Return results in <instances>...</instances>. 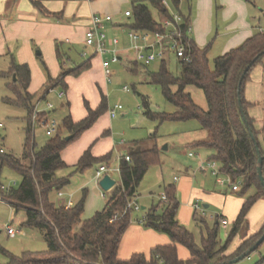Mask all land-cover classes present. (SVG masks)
Instances as JSON below:
<instances>
[{
	"label": "trees",
	"instance_id": "trees-1",
	"mask_svg": "<svg viewBox=\"0 0 264 264\" xmlns=\"http://www.w3.org/2000/svg\"><path fill=\"white\" fill-rule=\"evenodd\" d=\"M163 1L148 0L135 3L131 10L132 22L127 26L135 30H160V22L154 19L152 10L169 17ZM172 1L178 4V0ZM190 53L192 63H180L179 76L170 72L166 62L162 63L159 72L149 74L151 84L161 88L163 96L175 106L176 111L153 112L149 102L144 100V115L160 124L199 122L208 132L209 138L198 141L193 146L210 150L213 153L212 160L220 165L222 174L229 176L233 181L239 179L243 181L244 187L239 193L244 194L251 188L257 190L245 201L225 243H221L218 237L219 224L210 228L204 220L202 226L206 235L202 236L200 243L196 241L194 235L178 219L180 202L177 189L174 185H169L164 188L167 201L160 200L157 205L149 209L143 224L147 228L167 235L172 243L157 246L148 254L139 253L127 260L119 259L118 253L123 237L132 225L134 210L128 208V205L138 197L141 183L149 169L160 163V149L157 145L145 149L140 141L133 142L128 149L126 156L130 157V161H127L125 156L121 158L120 184L108 197L105 207L91 219L83 220L86 190L82 199L70 209L56 206L51 201L52 194L60 192L71 183L69 178L57 175L58 171L69 168L62 158L63 151L92 128L107 110V105L103 99L98 109L89 108V115L79 122H75L71 115L67 116L60 124L57 133L38 149L32 116L39 98L37 94L29 92L32 80L29 66L18 64L13 60L7 73L0 72V77H16L17 85L13 87L15 97L6 98L5 102L25 107L29 113V124L26 128L21 158L0 152L1 166L8 165L22 176L17 188H5L0 184V198L10 204L16 212L24 211L26 218L22 226L41 231L48 248L43 253L28 252L20 257L6 252L9 256L8 264H218L242 255L261 238L264 234V226L259 233L252 236H249L247 229L250 211L259 199L264 198V189L257 174L258 153L249 129L255 135L261 154L264 156V128L257 131L255 121L248 113L252 104L246 101L245 87L251 79L252 71L257 66L264 65V32H257L239 47L218 57L215 60L214 70L209 67L208 47L200 49L191 40ZM57 54L59 60H62L60 50ZM132 64L133 74L144 68L135 61ZM90 68L89 60L76 70L60 76L53 82L52 87L62 85L67 88L65 78L68 75L80 76ZM188 87H196L204 92L208 105L206 110L195 103L191 93L187 92ZM48 89L49 87L45 89V93ZM41 98L46 100L43 94ZM240 98L248 125L240 110ZM260 135H263V143L259 139ZM69 136L71 139L67 140ZM151 139L155 141L156 136ZM111 158V153L103 157H95L89 149L74 166V170L84 172L94 164H108ZM240 234L243 242L235 253L228 254L230 246ZM178 246L188 250L187 260L181 259ZM259 264H264V260Z\"/></svg>",
	"mask_w": 264,
	"mask_h": 264
},
{
	"label": "rangeland",
	"instance_id": "rangeland-1",
	"mask_svg": "<svg viewBox=\"0 0 264 264\" xmlns=\"http://www.w3.org/2000/svg\"><path fill=\"white\" fill-rule=\"evenodd\" d=\"M152 13L154 19L160 22L161 15L158 11L152 10ZM255 22L256 25L264 28V16L255 20ZM119 39L121 41L120 49L130 47L128 36ZM24 40L18 39L16 42L8 43L10 54H6V56L0 54V72L7 73L13 60L18 64H23L21 61L29 62L25 63L29 66L32 73L29 92L37 94L39 99L45 93L47 87L50 89L53 86V82L56 81L55 78H59L63 67L70 72L89 61V58L82 56L83 50L80 45H68L62 40L45 41L43 43L25 42ZM58 50L63 53L62 61L58 58ZM218 57L220 55L216 50H210L208 58L211 70H214L215 60ZM101 59L100 56L93 57L90 60L92 63L91 68L80 76L68 75L65 78L67 88L62 85L54 87L53 92L48 94L46 100L42 101L39 106L41 111H50L48 114L50 120H55L62 124L63 120L69 115L76 121L84 120L89 115V108L92 110L98 109L103 99H105L107 105V110L98 118L92 128L69 144L62 153L63 160L69 168L58 171L57 175L58 177L69 178L71 181L67 191H65L68 195L67 199L72 197L74 202L78 203L83 197L84 190L87 191L83 220L91 219L105 207L108 200V196L103 198L102 195L105 191L98 187V180L95 177L96 171L101 164H94L84 172H76L74 170V166L78 164L80 159L78 156L82 152L84 154V152L91 149L94 156L111 153V160L108 164L103 165H106L108 173L117 182H120V174L118 172L120 158L127 155L131 144L135 141H140L145 149L157 145L160 149V163L149 169L141 183V195L137 201L140 210L133 211L132 224L144 226L141 222L145 218L147 211L160 202L165 186L174 185L178 190V200L180 202L178 216L180 223L194 235L198 243L201 242L204 232L202 220L210 228H214L218 223L219 240L221 243H225L237 219V217L234 218L231 215L235 206L224 207V203L221 200L218 205L212 204L209 208H205L202 201L201 207L203 211L195 212L194 208L188 203V198L194 188L219 194L222 190L210 170L204 172L200 169L201 162L213 161V153L210 155L201 153L199 155L188 146L189 138L196 134L186 129L195 124L201 127L200 124L196 121L160 124L158 121L150 120L144 115V100L149 102L150 109L153 112L173 113L176 111L175 106L163 96L161 88L150 82L149 74L159 72L162 62L157 61L143 65L144 68L140 67L138 74H133L130 72V66L134 67L132 64L134 53L129 51L123 54L122 61L111 65V70L116 74L113 76L112 82L108 83L106 77L104 78L105 74L100 72ZM106 59L111 60V57L107 56ZM166 64L171 73L175 76L180 75L181 66L178 59L170 58ZM262 68L264 69L263 66H257L252 71L251 80L245 87V95L247 98L249 97L252 104L248 113L257 121L258 128L255 127L257 131H261L264 128V106L260 105L264 101V97L260 95L257 90L259 87L256 86L257 84L260 87L264 85V70ZM65 73H62V75ZM16 85L14 77H0V152L3 150L6 155L21 158L24 151L26 128L29 124V113L23 106L5 102L6 98L15 97L13 87ZM124 87H128L130 92H125L123 90ZM61 91L66 93L63 99L58 98V94ZM187 92L191 93L197 105L205 110L208 108L205 94L201 89L188 87ZM49 103L53 105L52 110H48ZM116 105L123 106L124 116L120 115L112 119L109 111ZM107 131H110L109 135L106 134ZM187 132L191 134L188 135L189 133ZM154 136H156L155 141L151 139ZM34 137L38 149L42 148L50 140V137L46 135V127L39 124L34 125ZM189 153H194L195 158H190ZM176 176L180 178L177 182L174 180ZM21 181L22 176L18 171L8 165L1 166L0 164V184L2 186L5 188H17ZM183 182L185 184L188 183L185 189L188 188L189 193L186 190H182L180 193ZM236 184L239 185L240 191H242L244 187L243 181L239 179ZM224 189H228V195L244 198H248L254 190L251 188L244 194H233L229 188ZM56 194H52L51 201L56 206H60ZM142 207H146V209L143 210ZM218 217L224 219L226 217L229 225L223 227L219 223ZM25 218L24 211L16 212L10 204L0 200V264H8L9 256L6 252L19 257L28 252H46L48 245L42 232L24 228L22 224ZM259 221V213L253 215V217H248L247 229L249 234L254 235L260 232L262 225L258 227ZM9 225L19 231L15 237L8 235L7 227ZM241 237V234L237 236L230 246L228 254H233L237 251ZM182 249L188 255V250L184 247ZM262 260H264V243L249 257L236 264H259Z\"/></svg>",
	"mask_w": 264,
	"mask_h": 264
},
{
	"label": "crops",
	"instance_id": "crops-1",
	"mask_svg": "<svg viewBox=\"0 0 264 264\" xmlns=\"http://www.w3.org/2000/svg\"><path fill=\"white\" fill-rule=\"evenodd\" d=\"M147 1L148 0H93L92 2H75L73 0H0V54L4 56H6V54H10L8 43L16 42L18 39H25V42L34 41V43L62 40L68 45H80L84 51L85 33L90 25L93 15L112 16L113 24L108 26L109 36L125 38L127 35L125 33L124 26L130 25L132 22L130 18L125 16V13L132 10L135 3ZM166 1L168 3L166 8L168 9L169 15L171 13H179L191 24V40L200 49L208 47L209 52L210 50L214 49L217 53H219L220 56H223L232 49L239 47L257 32H264V28L260 25H256L255 22V20L260 19L261 16H264V0H178V4H174L172 0ZM165 18L166 17L161 15V21ZM7 50L8 52H6ZM89 52L92 54L91 49ZM127 52H129V50H123L121 57L123 58V54ZM101 60L100 72L104 74V69L102 66L103 59ZM21 62H23V64L29 63L25 61ZM132 62H134V60ZM260 66L264 67V65ZM132 68L133 67L130 66V72ZM262 70L264 69L262 68ZM64 72L68 73V71H66L63 67L62 73ZM55 80L57 79L55 78ZM256 86L259 87L257 90L260 95H263L264 97V85L260 87V85L257 84ZM245 98L246 101L251 104L249 97L247 98L245 95ZM261 104L264 106V101H262L260 105ZM122 115L124 116V113ZM251 118L254 119V117ZM74 121L79 122L76 120ZM254 121L255 127L258 128L257 121L255 119ZM186 130L196 134L189 138L188 141V146L194 150L195 153L199 155L201 153L206 155H210L212 153L210 150L204 148H195L193 146L194 143L198 141H205L209 138L208 132L202 128V126L199 127V125L195 124L191 125L190 128ZM107 133L109 135L110 131H107ZM190 134L191 133L188 135ZM260 141L263 143V135H260ZM82 156L83 152L78 157L81 158ZM97 156L99 158L105 155H96L95 157ZM190 158H195V154L192 157L190 156ZM97 171L95 175L96 178ZM175 178H177V180H175ZM175 178V182L180 180V178L177 176ZM119 184L120 182L116 181V186L111 191L107 192L108 197ZM185 186H188V183L185 184L183 182L180 193L182 190H186L187 193H189L187 190L188 188L185 189ZM67 187L60 191L64 194L63 197H59V192H55L57 193L56 196L59 199L60 205L61 203H65L68 200H72L74 202L72 197L67 199L68 195L65 192L68 189ZM98 187L101 188L99 183ZM253 189L254 190L249 197L253 196L257 192L255 188ZM227 192L228 189L225 190L224 188H222L220 194L215 192L209 193L202 189L194 188L192 194H190V197L188 198V203L193 208L195 204H201L203 201L204 207L209 208L212 204L218 205L222 200L224 207L230 205L235 206L233 214L231 215H233L234 218H238L245 201L249 197H236L228 195ZM239 192L232 193L238 194ZM140 193L141 191L139 190V195L135 199L136 203L139 200L141 195ZM0 200L2 199L0 198ZM75 204L77 203L74 202V205ZM142 208L143 210L146 209V207ZM256 213H259L260 219L258 227L262 225L263 228L264 198H261L256 202L248 217H253V215ZM225 219L227 218L225 217ZM204 234L206 235L205 228L202 236ZM250 235L252 236L253 234H249V236ZM242 242L243 239H240L239 246ZM171 243L172 242L170 238L165 234L159 233L140 224H132L123 237L118 257L121 260H127L134 254H148L157 246L169 245ZM182 247L183 246H178L179 255L181 259L187 260L189 258V252L188 255L185 254Z\"/></svg>",
	"mask_w": 264,
	"mask_h": 264
},
{
	"label": "built area",
	"instance_id": "built-area-1",
	"mask_svg": "<svg viewBox=\"0 0 264 264\" xmlns=\"http://www.w3.org/2000/svg\"><path fill=\"white\" fill-rule=\"evenodd\" d=\"M75 2L86 1L92 2L93 0H73ZM163 4L167 7L168 3L166 0ZM125 16L130 18L132 16V11H127ZM113 24V17L110 15H93L90 21V25L85 33L84 46L85 49L82 53L84 58H89L91 60L94 56H100L103 59V69L106 80L108 83L112 82L113 76L116 74L111 70L112 64H117L122 61L121 53L123 50H129L134 53V61L141 64L147 65L152 62H167L170 58H176L180 63L190 64L192 63V56L190 53V34L192 32V26L187 20L179 13H171L169 17H166L160 21V30L149 31V30H135L124 26L126 35L130 41V47L127 49H120V39L118 37H110L108 34V26ZM92 50V54L89 50ZM107 56L111 57V60L106 59ZM53 87L48 89V92L43 94L47 98L48 94L52 93ZM125 92H130L128 87H124ZM66 96L64 91L59 92L58 98L63 99ZM44 101L42 98L36 103L32 120L33 124H39L46 127V135L48 137L54 136L60 124L55 120H50L47 111H41L39 106L40 103ZM53 105L48 104V110H52ZM47 113L45 116H41ZM124 113L122 105H116L113 109L109 111L112 118H116ZM1 153H4L1 150ZM190 156H194L190 153ZM124 157V156H122ZM121 157V158H122ZM120 158V160H121ZM127 161H130L129 156H125ZM200 169L204 172L211 171V174L216 177L217 184L222 188H229L232 192H239L241 189L236 181H233L229 176L222 174L220 170V165L216 161L201 162ZM119 172V168H118ZM110 175L108 173V167L106 165H101L97 171V180L99 181L105 176ZM111 176V175H110ZM112 177V176H111ZM113 178V177H112ZM177 180V178H175ZM59 197H63L62 192L58 193ZM103 198L107 197V192L103 195ZM162 201H167V196L162 195ZM61 207L70 209L74 206L72 200H68L65 203H61ZM128 208L135 211H139L140 207L135 201L129 203ZM195 212L203 211L201 204L197 203L193 206ZM219 223L223 227L229 225L228 221L222 217H218ZM143 223V221L141 222ZM7 233L10 237H15L19 231L12 226L7 227Z\"/></svg>",
	"mask_w": 264,
	"mask_h": 264
},
{
	"label": "water",
	"instance_id": "water-1",
	"mask_svg": "<svg viewBox=\"0 0 264 264\" xmlns=\"http://www.w3.org/2000/svg\"><path fill=\"white\" fill-rule=\"evenodd\" d=\"M244 77L241 80L240 85L242 84ZM14 80H16V77H14ZM240 95V92H239ZM239 103H240V110L241 113L244 117V120L246 122V124L248 125V121L244 112V109L241 105V98L239 99ZM250 130L251 136L256 144V149H257V153H258V164H257V174H258V178L259 181L264 189V172H263V165H264V156H262L261 154V150L258 144V141L255 137V135L253 134L252 130ZM71 136L67 137V140H70ZM167 149V147H166ZM99 186L101 187V189L105 192H109L111 191L115 186H116V180L113 179L110 175H105L100 181H99ZM264 243V234L261 236V238L249 249L247 250L245 253H243L242 255L238 256L237 258L230 260V261H226L223 263H218V264H236L239 261L249 257L254 251H256L262 244Z\"/></svg>",
	"mask_w": 264,
	"mask_h": 264
}]
</instances>
